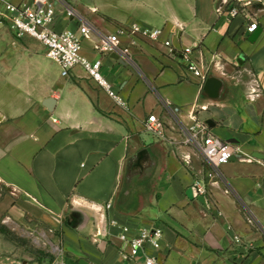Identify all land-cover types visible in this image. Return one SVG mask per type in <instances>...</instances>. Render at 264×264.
Returning a JSON list of instances; mask_svg holds the SVG:
<instances>
[{
	"label": "crops",
	"instance_id": "0c3cea01",
	"mask_svg": "<svg viewBox=\"0 0 264 264\" xmlns=\"http://www.w3.org/2000/svg\"><path fill=\"white\" fill-rule=\"evenodd\" d=\"M218 1L118 0L125 17L79 13L92 29L82 55L103 59L116 96L82 64L63 76L39 41L0 22V256L22 247L6 228L40 226L63 264H146L145 251L127 257L118 234L128 225L132 235L163 230L161 249L146 247L155 264H264V161L252 157L264 153V4L232 17ZM134 24L162 33L131 34ZM54 25L76 31L80 21L61 7ZM122 28L128 60L97 50ZM197 42L202 77L182 51ZM153 114L167 138L146 130ZM193 116L250 157L221 166L207 204L188 195L209 167L182 130Z\"/></svg>",
	"mask_w": 264,
	"mask_h": 264
},
{
	"label": "built area",
	"instance_id": "2783aa9c",
	"mask_svg": "<svg viewBox=\"0 0 264 264\" xmlns=\"http://www.w3.org/2000/svg\"><path fill=\"white\" fill-rule=\"evenodd\" d=\"M256 3L264 4V0H226L225 5L228 7L230 15L235 17ZM61 7L69 17L78 18L80 21L78 30L59 31L55 28V20ZM0 22H6L19 37L31 36L38 40L45 48L47 56L59 63L63 76H69L75 66L82 64L93 79L104 86L113 96H116L111 83L101 72L103 59L92 60L82 55L83 41L92 32L90 24L84 23L78 11L65 0H0ZM258 26V21H253L247 30L254 32ZM126 32L129 30L122 28L118 33L104 36L98 43L97 50L102 54H118L128 60L130 48L121 46L119 42V34ZM137 32L152 39H158L162 30L132 25L130 33L136 34ZM165 43L171 45L169 40ZM199 46L200 43L197 42L192 46L182 48V51L187 59L193 60L190 69L197 76L202 77L203 71L199 63L192 59L194 49ZM193 117L194 122L184 125L182 130L186 136V142L195 146L209 166L205 178L198 179L194 184L197 195L207 197L210 181L219 175L221 166L231 161L236 154L245 153L240 144L223 140L210 133L209 125L205 120ZM145 128L160 138H167V125L155 114L150 115L145 123ZM112 224L116 225L117 222L114 220ZM119 227L121 231L118 236L128 248L127 257L133 260L142 251H145V263L155 264V257L147 253L146 247L151 244L155 249H161L163 230L156 227L132 235L128 225Z\"/></svg>",
	"mask_w": 264,
	"mask_h": 264
},
{
	"label": "rangeland",
	"instance_id": "374dc122",
	"mask_svg": "<svg viewBox=\"0 0 264 264\" xmlns=\"http://www.w3.org/2000/svg\"><path fill=\"white\" fill-rule=\"evenodd\" d=\"M66 1L72 6H74V8L78 11V13H80L87 20L92 16H95L96 14H99L100 16L106 19L109 18L105 14V12L111 15H120L123 17H125L124 15H126L123 14V10H120L118 0H66ZM96 1L101 8L100 10L103 11L104 13H100L98 11V6L95 3ZM126 1H131L134 4L137 3V0H126ZM139 12H144V11L139 10ZM3 23L7 24L6 22ZM34 228L35 231L33 235H26L25 231L16 232L14 230L6 228L5 230L6 236L18 240L22 245V247L21 250L14 252L10 251L0 256V264H63L61 260H58V256L61 253V249L57 241L54 242L55 238L53 233L50 230H47L46 232L45 231L46 229H44V227L35 226ZM2 229L3 228L0 225V230ZM1 248L2 245H0V252L2 251ZM66 264H69L68 259H66Z\"/></svg>",
	"mask_w": 264,
	"mask_h": 264
},
{
	"label": "water",
	"instance_id": "95a60500",
	"mask_svg": "<svg viewBox=\"0 0 264 264\" xmlns=\"http://www.w3.org/2000/svg\"><path fill=\"white\" fill-rule=\"evenodd\" d=\"M225 2L226 0H219L218 3H217V9L219 11L222 10L223 6L225 5ZM262 4L260 3V6ZM259 35V31H255L254 34H253V37L257 38ZM116 58H119L120 55L118 54H114ZM243 57V55L241 56ZM55 100L53 98H48L46 99V101L44 102V104L51 110L53 109V106L55 105ZM208 124H212V120H208L207 121ZM232 142V141H231ZM253 158L255 159H258V160H261V161H264V153L263 152H254V154L252 155ZM244 159V158H250V157H246L245 155L243 154H236L232 159ZM188 195L191 197V198H197L199 201H201L202 203L204 204H207V198L205 195H197V191H196V188L195 186H191L188 190ZM81 264H90L89 262L85 261V260H81Z\"/></svg>",
	"mask_w": 264,
	"mask_h": 264
}]
</instances>
